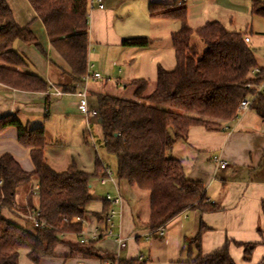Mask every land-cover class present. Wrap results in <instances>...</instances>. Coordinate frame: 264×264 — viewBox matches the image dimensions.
<instances>
[{"label": "trees", "instance_id": "16d2710c", "mask_svg": "<svg viewBox=\"0 0 264 264\" xmlns=\"http://www.w3.org/2000/svg\"><path fill=\"white\" fill-rule=\"evenodd\" d=\"M43 22L54 50L67 63L71 78L84 84L87 76L89 52V3L87 0H27ZM152 17H165L181 23V29L172 35L176 67L167 71L158 68L155 91L145 97L148 84L144 80L131 82L136 86L137 100L99 94L96 95L98 119L103 133V146L117 159V179L130 187L150 194L148 229L156 233L174 218L190 209L201 213L219 210L207 202L205 186L189 179L182 161L169 156L178 142L186 141L192 128L203 127L217 132L239 116L243 100L254 95L248 90L250 83L264 80V69L258 66L255 54L246 42V34L228 31L220 22H209L193 30L188 23L184 3H151ZM253 15L264 18V1L253 0ZM197 34L205 45L199 53L191 45ZM36 45L37 38L29 26L21 27L15 21L7 0H0V84L18 91L44 93L49 85L40 76L10 68L3 64L26 67L27 62L15 50V43ZM148 38L125 40L124 46L148 49ZM260 68L256 79L251 73ZM63 92H76V87L65 85ZM146 101V102H145ZM252 110L264 121V93L256 96ZM9 128L17 131L18 143L28 150L34 165L26 172L11 154L0 157V264H20L23 250L32 264L59 256L63 258L99 259L98 241L81 244L79 236L84 230L77 218L85 220L88 206L94 201L91 194L92 178H104L106 168L97 162L94 175H89L75 164L65 172H55L45 157L47 141L43 128L29 130L12 115L0 116V135ZM37 180L38 190L31 192L28 205L17 203L18 190ZM37 197V206L33 198ZM103 211L93 214L99 225L105 226V216L112 205L104 200ZM39 213V220L47 224L33 231L8 220L4 213ZM67 220V222H65ZM205 225L194 238L184 240L183 250L188 252L185 264H236L230 254V243L222 249L204 256L201 252ZM75 236L78 241L67 240ZM158 240L162 237L156 235ZM235 245L244 248V258L251 259L255 244ZM197 250V255H194ZM117 264H145L138 260L121 259ZM264 264V261L261 263Z\"/></svg>", "mask_w": 264, "mask_h": 264}, {"label": "crops", "instance_id": "0c3cea01", "mask_svg": "<svg viewBox=\"0 0 264 264\" xmlns=\"http://www.w3.org/2000/svg\"><path fill=\"white\" fill-rule=\"evenodd\" d=\"M7 1L17 24L30 27L38 46L16 42L15 50L26 59L27 66L3 65L36 74L48 83L49 88L47 92L34 93L14 90L0 84V116L12 115L29 130L43 128L47 141L45 157L49 166L57 172L54 165L62 163L67 170L76 163L72 152L65 149L66 139L75 137L86 126L91 131L93 122L92 119L88 125L79 110L78 94L84 84H77L71 78L67 63L54 50L43 22L30 3L27 0ZM87 1V71L91 67L92 72L100 73L103 77L102 80L85 83L87 88L95 86L98 90L97 84L106 78L112 85L123 87L128 91L125 92L127 95L136 98L137 87L129 85L131 82L144 80L148 84L154 79L156 83L159 67L170 69L167 71L176 67L172 35L181 29V23L162 16L152 17L149 6L151 3L174 4L178 1L184 3L188 11V5L193 0H103L104 9L96 4L92 5V0ZM189 18L188 14V21ZM164 34L169 35L171 40L165 46L166 57L155 56L144 61V67L136 72L133 66L137 56L150 52L151 48L127 47L123 42L134 38L159 40ZM246 37L250 40V46L252 38L247 34ZM153 73L156 78H153ZM65 85L75 86L76 92H63L62 86ZM108 85L109 83L103 85L99 91L104 92V87ZM130 88L132 90H128ZM88 102L90 108L95 109L96 106H92L90 102V93ZM4 154L14 156L26 172L34 171L29 152L18 143L14 128H9L0 135V157ZM169 155L182 161L189 179L204 184L207 202L217 206V212L201 213L198 209H190L168 223L165 226V236L158 240L147 227L150 194L147 192L144 195L142 190L115 178L116 185L109 184L115 189V196L119 194L123 198L121 205L114 206L119 212L115 232L126 240L127 247L120 249L113 238H104L97 243L96 250L101 257H112L116 263L99 259H65L63 257L68 256V252L61 249L57 258L44 260L41 264H117L121 259L138 260L145 264H185L189 260V254L183 250L184 240L197 236L201 225L207 228L202 235L200 249L204 256L230 243V254L236 264H261L264 261V121L253 110H249L239 112L235 121L217 132H208L203 127L192 128L188 139L175 144ZM222 163L226 164L225 168L221 167ZM103 166L109 169L108 166ZM30 186L21 193L20 200L17 199L21 207L28 205L30 193L38 187L37 180L34 179ZM104 200L106 198L97 207H88L89 217L83 224L84 233H90L99 226L93 214L102 213ZM33 203L37 206L36 196ZM8 216L13 222L25 227L23 225L27 221L22 213H8ZM234 242L257 245L249 261L244 258V248ZM23 252L20 261L27 257L28 252ZM197 253L194 250V255Z\"/></svg>", "mask_w": 264, "mask_h": 264}, {"label": "rangeland", "instance_id": "374dc122", "mask_svg": "<svg viewBox=\"0 0 264 264\" xmlns=\"http://www.w3.org/2000/svg\"><path fill=\"white\" fill-rule=\"evenodd\" d=\"M252 5L253 0H193L188 5V14L190 15V20L188 21V23H190L189 26L193 30H198L204 27L207 23L214 20L216 22H221V24L228 31L237 30L238 32L249 35L250 38H252V44H250V48L255 54L258 66L264 67V18L253 15ZM201 18L204 20H201ZM161 36L162 37H160L159 40H150L152 43L150 46V52H144L137 56V61L134 63L133 66L136 72L140 71V67L143 66L144 61L152 59L155 56H160L162 58L166 57L167 51L165 46H168V44L171 43V40L169 35L167 36V34ZM191 45L193 47H196L199 53H202L206 48L204 43L200 40L196 33L193 34L191 37ZM166 70L170 69L166 68ZM153 75V78H156V74L153 73ZM108 83L109 85L107 87H104L105 89H103L104 92L99 91V89H101L100 87H103V85L105 86ZM148 84V89H146L144 94L145 97L150 96L156 88V83L154 79H152V81H149ZM96 87L98 88V90L95 88V86H90L89 88H87L88 92L90 93L91 105L96 106L95 110H97L96 95L99 94H110L136 101V98L133 95H127V93H125L128 91H126L123 87H117L116 85H112L111 82H109L106 78H104L103 82L97 84ZM131 88L128 90H132ZM91 133L93 135H91ZM65 143V149L67 151L72 152L71 154L73 156V159L75 160V165L79 169H81L82 167L84 168L83 170L86 173H88L89 175H94L96 164L97 162H100L108 166L111 172L113 173V177L117 178V159L114 155L108 153L102 144L103 133L98 118L93 119L91 131L89 127L86 126V128L82 129V132L76 134L75 137L67 138ZM54 166L55 169L58 170L57 172H63L66 170V167L63 168L62 163H59L58 166L55 164ZM101 179L102 178H92L91 180V194L94 198V201L88 206L89 208L90 206H99L101 200L105 199L108 194L111 196L116 195V191L111 184H109L108 186H102L100 184ZM30 185L21 187L18 190L17 199L20 200L21 193L29 189L31 187ZM142 192L144 195H147V192ZM143 204L145 205L144 200ZM143 208L145 209V206H143ZM4 216L8 220H11V218L8 216V213H4ZM23 226H25L30 231H33L34 229L33 226L28 222ZM66 239L76 242L78 238L72 236L67 237ZM23 251L21 252L20 259L22 258V254L24 253ZM20 262H22L21 264H32L26 256L23 261Z\"/></svg>", "mask_w": 264, "mask_h": 264}, {"label": "built area", "instance_id": "2783aa9c", "mask_svg": "<svg viewBox=\"0 0 264 264\" xmlns=\"http://www.w3.org/2000/svg\"><path fill=\"white\" fill-rule=\"evenodd\" d=\"M91 4L92 5L96 4L100 9H104L103 0H92ZM246 42L249 43L250 40L246 38ZM91 70H92L91 67H89L87 71V76L84 81V85L82 86L81 91L78 94L80 98L79 110L81 115L87 120L88 125L90 124V121L92 119L98 118V111L95 109H91L89 106V102H88L89 92L85 83H87L88 81H99L102 80L103 78L100 73H95L92 72ZM260 72H261L260 68H256L252 71L251 75L253 78L256 79V75L260 74ZM246 88L248 90L253 89L254 95L246 98L241 102L239 106V112H246L252 110L251 107L254 98L259 94L264 93V80L258 84L250 83L246 86ZM221 167L225 168L226 164L222 163ZM109 183L116 185L115 178L113 177V173L111 172L110 169L107 168L106 176L101 179V184L107 185ZM37 190L38 187H36L33 190V192H36ZM106 200L112 205L113 208H111L110 211L105 216V224H104L105 226L99 225L90 233L82 232L81 235L79 236V241L81 244H88L90 242L98 241L102 238H113L116 241V243L119 245L120 249H125L127 247L126 240L121 238V236L115 232L117 228L116 220L119 217V212H117V210L114 208V206L121 205L123 203V198L119 194H117V196L107 195ZM25 219L28 223H30L33 226V228L47 227V224L39 220V213L37 211L30 212L25 217ZM65 222H67V220H65ZM76 222L84 224L85 220L77 218ZM153 235H158L159 237L163 238L165 236V227L160 228Z\"/></svg>", "mask_w": 264, "mask_h": 264}]
</instances>
